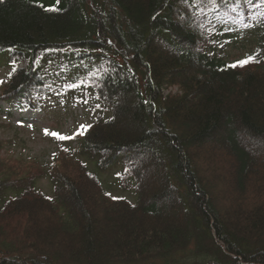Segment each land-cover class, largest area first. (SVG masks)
<instances>
[{
    "label": "trees",
    "instance_id": "trees-1",
    "mask_svg": "<svg viewBox=\"0 0 264 264\" xmlns=\"http://www.w3.org/2000/svg\"><path fill=\"white\" fill-rule=\"evenodd\" d=\"M5 69L10 109L95 117L52 197L0 158V264H264V0H3Z\"/></svg>",
    "mask_w": 264,
    "mask_h": 264
},
{
    "label": "rangeland",
    "instance_id": "rangeland-1",
    "mask_svg": "<svg viewBox=\"0 0 264 264\" xmlns=\"http://www.w3.org/2000/svg\"><path fill=\"white\" fill-rule=\"evenodd\" d=\"M239 54V52L233 51L231 53L232 60H237ZM8 78L9 70H0V80L3 81L0 84V99L4 93V87L9 81ZM82 105L83 103L80 104L79 101L75 103L74 99L59 100L54 96L52 98L44 96L41 100V110L33 108L17 110L10 109L8 103L0 100V158L7 160V163L10 161V165L14 167L17 162H20L22 163L20 167L18 166L20 170L25 169L35 175L40 174V190L49 197H52L53 193L51 181L45 175V171L56 173L57 168L64 166L61 159L54 162L53 156L59 146H71L72 150L78 147L77 142L83 135L76 136L71 140H59L51 135H46L45 129H48L49 133L58 132L64 136H71L82 124L92 126L95 116L90 110H87V105ZM246 143L249 146L247 147L255 152L262 153L264 150L263 143L253 140H246ZM54 163L55 167H53ZM120 171L121 168L116 166L104 170L100 174L104 187L112 198L119 197L134 202L133 194L128 187L130 183L125 181L124 177V180L119 178Z\"/></svg>",
    "mask_w": 264,
    "mask_h": 264
},
{
    "label": "snow or ice",
    "instance_id": "snow-or-ice-1",
    "mask_svg": "<svg viewBox=\"0 0 264 264\" xmlns=\"http://www.w3.org/2000/svg\"><path fill=\"white\" fill-rule=\"evenodd\" d=\"M0 3H3V0H0ZM48 10L49 11H55L56 9L55 8H49ZM253 62H256L255 58L254 57H248V58H246L244 60L238 61L237 64L240 67H244L248 63H253ZM236 66H237L236 64L232 65V67H236ZM2 83H3V81L0 80V84H2ZM84 103H87V101H84ZM145 103H147V101H145ZM90 128H91V125H83L82 124V125H80V128L71 136H64V135H61L58 132L49 133L48 129H45V134L46 135H51L53 137H56L59 140H71V139H75L76 136L85 135L86 132L88 131V129H90ZM65 151H67V149H65Z\"/></svg>",
    "mask_w": 264,
    "mask_h": 264
}]
</instances>
